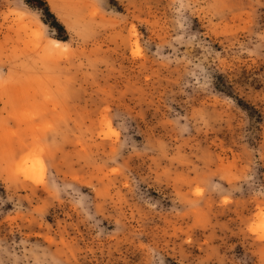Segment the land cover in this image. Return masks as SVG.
<instances>
[{
  "label": "rangeland",
  "instance_id": "1",
  "mask_svg": "<svg viewBox=\"0 0 264 264\" xmlns=\"http://www.w3.org/2000/svg\"><path fill=\"white\" fill-rule=\"evenodd\" d=\"M0 264H264V0H0Z\"/></svg>",
  "mask_w": 264,
  "mask_h": 264
}]
</instances>
